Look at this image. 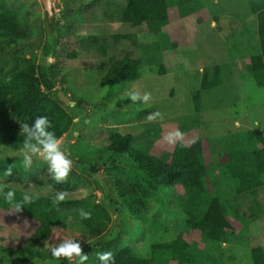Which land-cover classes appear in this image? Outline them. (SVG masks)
Wrapping results in <instances>:
<instances>
[{
    "label": "rangeland",
    "instance_id": "374dc122",
    "mask_svg": "<svg viewBox=\"0 0 264 264\" xmlns=\"http://www.w3.org/2000/svg\"><path fill=\"white\" fill-rule=\"evenodd\" d=\"M52 3L53 14L49 15L42 0H0V12L16 18L29 33L26 40L8 46L0 55V72L31 63L53 67L55 92L74 117L70 132L62 137L63 147L74 162L65 180L71 186L68 190L56 189L47 179L43 160L34 159L31 167L26 168L20 151L1 145L0 164L30 171L32 178L25 185L4 181L0 190L12 186L53 198L57 191H64L66 200L104 203L112 222L103 240H119L147 256L153 244L175 240L183 231L185 220L165 201L172 198L173 189L168 185L144 213L136 215L128 210L108 168L118 165L145 185L148 179L128 155L110 156L111 135L131 134L133 146L149 148L155 155L170 152L175 143L189 146L200 138L204 140L207 159L215 164V175L207 179L208 192L229 201L228 218L239 231V244L203 242L196 236L193 239L199 248L225 264H254L252 248H264V189L255 194H238L232 176L219 168L227 157L214 158L212 153L213 145H220L219 141L227 136H246L254 128L264 132V87L257 84L248 68L251 57L261 53L257 18L248 1L202 0V9L194 8L186 18L175 19L171 13V23L161 33L138 32L140 42L148 43L149 55L131 40L115 39L116 35L134 32L130 24L122 22L126 0ZM44 45L51 49L46 56L42 55ZM99 48H105L107 53ZM71 53H75L74 58H69ZM126 56L141 61L140 77L114 86L101 85L112 64ZM214 65L222 69V83L203 91L202 76ZM134 92H149L151 99L133 102L129 94ZM199 92L200 112L194 102ZM77 103L80 106L76 107ZM157 112L159 116L148 118ZM177 130L183 136L174 137L170 144L166 137ZM253 214L257 216L248 221ZM145 218L151 222L158 219L163 224L152 229ZM2 220L6 230L0 233V264H21L13 260L12 253L22 241L23 227L36 230L37 225L19 215L2 214ZM59 229H54L53 243L60 237L74 236L63 228L56 236ZM93 256L87 264H92ZM72 263L76 264L75 260Z\"/></svg>",
    "mask_w": 264,
    "mask_h": 264
},
{
    "label": "trees",
    "instance_id": "16d2710c",
    "mask_svg": "<svg viewBox=\"0 0 264 264\" xmlns=\"http://www.w3.org/2000/svg\"><path fill=\"white\" fill-rule=\"evenodd\" d=\"M251 12L256 15L257 29L261 53L251 57L248 68L257 84L264 87V0H247ZM202 0H126L122 12V22L130 24L133 33L116 35L115 39L126 38L140 46L144 53L150 54L147 42L141 43L138 32L159 34L171 23V13L175 19H183L191 15L193 9H202ZM174 20V19H173ZM29 33L18 24L13 16L0 12V55L13 44L26 40ZM58 44V41L55 45ZM154 44V42H151ZM152 46V45H149ZM99 50L106 54L105 48ZM51 51L44 45L42 55ZM149 52V53H148ZM4 55V54H3ZM71 53L69 58H74ZM142 64L126 56L114 62L101 80L103 86H114L126 80L140 77ZM220 65L212 66L204 73L201 90H211L222 83ZM164 72V69H163ZM53 67L47 64H28L13 70L0 72V146L5 145L20 151L22 134L19 124L31 123L35 117L46 115L52 122L56 135L68 134L73 126L74 117L64 108V102L55 92L56 78ZM67 94V93H66ZM201 93L194 97L195 109L201 110ZM80 103L76 104V107ZM131 134L111 135L110 156L128 155L137 168L148 179L143 184L138 177L114 165L108 168L109 176L114 178L115 186L128 210L140 215L151 203L158 200V194L166 185L173 189L172 198L165 199L174 208L178 216L185 220V227L178 237L170 242L155 243L147 256L119 240L104 241L112 215L104 203H91L77 200L57 202L53 197L36 194L37 198L19 212L0 199V233L6 230L2 214L26 217L29 223H35L37 229H22V241L12 253L13 260L21 264H35L39 261H53L58 264H69L66 258H53L48 245L53 243L54 229H68L79 240L85 254H93L92 264H98L96 253L111 250L115 255V264H225L212 253L198 247L193 236L203 242L214 244H239V231L228 218L229 201L219 194L208 192L207 179L215 175L214 161H209L204 148V140L196 139L189 146L182 142L175 143L170 152L163 155L151 154L149 148L133 146ZM212 147L213 157H227L221 163V172L232 176L238 194H255L264 189V132L254 128L246 133L232 134L220 140ZM222 147V149H221ZM9 166L0 164V185L6 181L10 184H28L32 178L30 171L12 167L11 176L5 175ZM48 181L56 188L68 190L70 183H57L49 173ZM16 190L17 199L24 192L21 189L5 186ZM31 193V192H30ZM34 194V193H33ZM83 208L91 212L89 219H82L78 210ZM257 215L249 216L248 221ZM70 218V219H69ZM144 222L152 229L162 226L158 219ZM85 248V249H84ZM254 264H264V248H252ZM73 264V263H72Z\"/></svg>",
    "mask_w": 264,
    "mask_h": 264
},
{
    "label": "clouds",
    "instance_id": "9594fccd",
    "mask_svg": "<svg viewBox=\"0 0 264 264\" xmlns=\"http://www.w3.org/2000/svg\"><path fill=\"white\" fill-rule=\"evenodd\" d=\"M130 100L133 102L141 101L148 102L151 99V93L144 92L143 95L139 93H130ZM160 114L153 113L149 115V119H154ZM19 134H22V145L20 154L23 157V166L30 168L34 159L43 160L47 165V172L52 180L57 183L65 181L73 169V160L68 156L67 150L63 147L62 139L56 135L53 129L52 122L46 115H40L34 118L31 123L23 122L19 124ZM183 133L179 130L174 133H169L166 139L171 144L174 142V137L180 139ZM12 167L9 166L5 170V175L11 176ZM67 193L64 191H57L54 199L57 202H62L66 199ZM37 198L36 194L25 190L21 197L17 199L16 190L9 188L6 191L0 190V199L9 204L13 210L19 212L27 205L31 204ZM79 216L82 219H89L91 217L90 211H85L83 208L78 210ZM70 219V218H69ZM59 230L55 233L59 235ZM50 255L53 258H66L69 264L75 260L76 264H87L89 255L82 251L81 243L75 236L60 237L58 242L48 245ZM96 260L98 264H115V255L111 250L99 251L96 253Z\"/></svg>",
    "mask_w": 264,
    "mask_h": 264
},
{
    "label": "water",
    "instance_id": "95a60500",
    "mask_svg": "<svg viewBox=\"0 0 264 264\" xmlns=\"http://www.w3.org/2000/svg\"><path fill=\"white\" fill-rule=\"evenodd\" d=\"M45 8H46V11L48 12L49 15L53 14V3H52V0H42Z\"/></svg>",
    "mask_w": 264,
    "mask_h": 264
},
{
    "label": "crops",
    "instance_id": "0c3cea01",
    "mask_svg": "<svg viewBox=\"0 0 264 264\" xmlns=\"http://www.w3.org/2000/svg\"><path fill=\"white\" fill-rule=\"evenodd\" d=\"M213 25H214V23H213ZM217 25V24H216Z\"/></svg>",
    "mask_w": 264,
    "mask_h": 264
}]
</instances>
